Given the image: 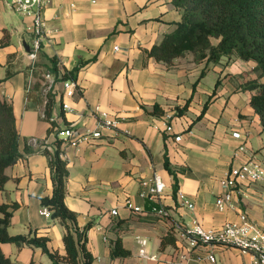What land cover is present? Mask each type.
<instances>
[{
	"label": "crops",
	"instance_id": "crops-1",
	"mask_svg": "<svg viewBox=\"0 0 264 264\" xmlns=\"http://www.w3.org/2000/svg\"><path fill=\"white\" fill-rule=\"evenodd\" d=\"M44 14L53 32L43 42L29 88L31 37L26 29L32 19L14 12L10 0H0V95L13 104L23 153L7 167L8 179L0 190V205H16L9 233L47 236L49 247L65 254V228L42 213L41 203L53 191L43 150H54L62 139L61 156L69 168L65 202L77 212L80 227L90 224L87 248L95 257L93 264H252L251 255L238 247L196 242L182 227L196 219L217 229L246 210L264 229V178L243 185L236 209L216 205L231 167L252 156L264 163V126L250 104L251 92L242 87L259 76L256 62L225 56L207 64L187 53L167 64L148 55L181 19L172 0H51ZM52 57L59 75L49 89L44 73ZM65 71H73L78 85L67 99L70 111L62 107ZM49 93L54 96L55 126L46 118ZM96 105L119 118L117 128H104L101 137L89 142H69L61 133L67 126L98 127ZM155 105L164 112L154 114ZM166 122L173 132L165 130ZM235 131L242 137H235ZM178 134L180 140L175 139ZM243 143L245 151L235 157ZM166 157L175 174L165 167ZM155 173L166 188L150 200L146 183ZM179 192L194 203L193 209L180 203ZM128 198L141 211L129 209ZM160 205L167 215L152 210ZM119 220L124 228L116 232ZM169 231L175 243L162 245ZM117 233L129 256H111L110 238ZM139 238L147 239L145 249L155 259L140 255ZM1 248L16 264L52 263L39 247L2 242Z\"/></svg>",
	"mask_w": 264,
	"mask_h": 264
},
{
	"label": "trees",
	"instance_id": "trees-1",
	"mask_svg": "<svg viewBox=\"0 0 264 264\" xmlns=\"http://www.w3.org/2000/svg\"><path fill=\"white\" fill-rule=\"evenodd\" d=\"M172 3L181 11V19L147 54L167 64L187 53H192L196 62L206 61L207 64L219 62L225 56L255 61L259 76L249 79L242 87L251 92L250 104L259 114L264 126V82L260 81L264 76V0H172ZM50 61L47 70L58 76L57 58L52 57ZM63 78H74L73 71H65ZM48 98L46 118L55 126L54 120L51 119L54 96L49 93ZM163 112L159 105L154 106V114ZM52 130L53 128H49V132ZM19 141L20 132L13 104L0 95V190L8 179L7 167L15 164L23 156ZM61 143L62 139H57L54 150L50 151L47 148L43 150L49 158L53 191L51 195L41 197V203L51 209L52 217L58 219L65 228L63 235L65 254L52 250L47 236L36 233L10 234L8 226L16 205L1 204L0 264H16L3 252L2 242L39 247L50 256L51 264H93L95 257L87 248V230L90 224L80 227L77 212L69 208L65 202L69 168L67 161L61 156ZM165 167L175 174L168 157L165 160ZM123 222L119 220L115 223L116 232L124 228ZM165 243H175L172 231L163 238L162 245ZM110 253L113 258L131 254L124 246L120 233L110 238Z\"/></svg>",
	"mask_w": 264,
	"mask_h": 264
},
{
	"label": "built area",
	"instance_id": "built-area-1",
	"mask_svg": "<svg viewBox=\"0 0 264 264\" xmlns=\"http://www.w3.org/2000/svg\"><path fill=\"white\" fill-rule=\"evenodd\" d=\"M10 3L14 10L20 11L23 15L29 16L32 19V22L26 29L31 37L29 49L27 51L31 60V74L28 82V87L30 88L33 81L34 68L37 63L39 52L42 49L43 42L46 40L47 36H49V33L53 32V29L47 27L44 14L46 7L51 3V0H10ZM55 77V73L50 70H47L44 73V78L48 82L47 87L49 89L51 88ZM63 87L64 101L62 107L64 110L70 111L72 110V106L67 99L74 96L78 89V85L74 79L65 78L63 80ZM93 115L98 119L97 128L81 129L70 125L61 130V133L64 134L66 139L72 144H80L101 137L102 129H115L120 122L118 117H114L108 111L101 109L99 105L94 107ZM165 125V130L167 132H173V125L171 123L166 122ZM233 135L238 138L242 137V133L239 131H235ZM181 138L182 135L180 134L175 136L176 140H180ZM245 149V143L241 144L235 151V157H238L241 152L245 151ZM263 178L264 166L255 156H252L237 166L231 167L226 177L222 180L224 191L216 199L218 209H236L235 200L244 195L243 185L260 181ZM146 184L150 200L157 199L166 188L165 181L158 173H155L152 181ZM178 199L181 204L188 206L191 209L195 207L194 203L183 192L178 193ZM125 203L129 209L136 212L141 211V207L136 205L131 198L126 199ZM152 210L160 216L168 214L166 207L162 205L154 206ZM112 212L113 214H117L116 209ZM42 213L46 216L52 217L51 209L46 206L43 207ZM182 229L186 235L196 242L212 245H233L238 247L242 253L250 254L252 257V264H264V229L250 218L246 210L239 211L237 220L228 221L217 229L207 228L196 219L193 220L191 225H186L185 227H182ZM138 241L141 245L139 250L140 255L155 259L156 255H150L145 249L147 239L139 238ZM208 259L211 262H215L216 257L213 253H209ZM180 264L184 263L181 262Z\"/></svg>",
	"mask_w": 264,
	"mask_h": 264
},
{
	"label": "rangeland",
	"instance_id": "rangeland-1",
	"mask_svg": "<svg viewBox=\"0 0 264 264\" xmlns=\"http://www.w3.org/2000/svg\"><path fill=\"white\" fill-rule=\"evenodd\" d=\"M14 12H16V13H18V14H20V15H23V13L22 12H20V11H17V10H14ZM214 41H216L215 39H213ZM262 162V161H261ZM262 164H263V166H264V163L262 162Z\"/></svg>",
	"mask_w": 264,
	"mask_h": 264
}]
</instances>
